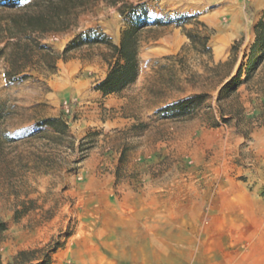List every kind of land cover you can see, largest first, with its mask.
<instances>
[{"label":"rangeland","instance_id":"1","mask_svg":"<svg viewBox=\"0 0 264 264\" xmlns=\"http://www.w3.org/2000/svg\"><path fill=\"white\" fill-rule=\"evenodd\" d=\"M86 3L68 9L64 29L35 35L42 46L60 55L83 41L54 61V71L36 54L33 64L25 67L31 78L7 82L10 40L0 41V49L5 48L0 54V102L8 109L3 127L19 138L11 146L16 178L6 182L0 175V216L9 226L0 243V264H7L18 250L43 248L49 241L60 245L50 264H114L113 253L108 252L110 259L104 257L105 261L103 252L86 247L111 240L119 226L126 236L134 230L137 249L145 259L148 224H152L156 257L150 263L162 264L161 223H172L170 234H178L186 247L180 264H195L197 250L187 252L188 247L195 248L191 242L195 226L226 219H243L237 223V233L252 235L256 245L252 260L241 263L239 258L231 264H264V49L252 56L257 65L250 78L243 67L236 90L217 100L222 85L251 55L264 0ZM140 3L148 12L147 24L170 23L140 32L141 84L126 88L122 93L126 103L113 110L104 106L103 99L90 97L97 80L108 72L110 54L105 43L93 41L107 38L118 45L122 32L138 20L130 10L124 8L123 15L118 10ZM21 4L19 10L0 12V26L10 17L46 10V0ZM185 15L195 17L186 29L203 32L195 23L199 21L212 31L210 55L198 53L176 25ZM163 37L172 42H164ZM222 62L229 64L214 69ZM50 78L63 90L59 106L51 100ZM197 94L208 97L192 116L177 118L160 112ZM48 117H63L73 140L39 125ZM118 118L120 124L110 125ZM39 130L43 133L36 134ZM47 156L48 163L39 159ZM29 200L32 203L27 205ZM21 203L29 211L14 222L13 209ZM242 245L239 251L252 249L248 242ZM136 264L147 262L139 259Z\"/></svg>","mask_w":264,"mask_h":264},{"label":"trees","instance_id":"2","mask_svg":"<svg viewBox=\"0 0 264 264\" xmlns=\"http://www.w3.org/2000/svg\"><path fill=\"white\" fill-rule=\"evenodd\" d=\"M27 0H0V12H6L11 10H19L23 6L21 3ZM87 0H46V10L38 14H24L19 16L10 17L7 24L0 26V41L9 38L7 45L11 47L10 52L7 55L8 70L4 74L5 80L11 81L15 78L26 80L31 78L32 75L29 71H25V67L32 65L33 57L37 54L43 61L47 62L51 70H55L54 61L63 58L64 54L68 53L71 49L80 46L83 41L74 43L65 48L60 54L55 53L50 47L41 45L35 35H42L48 32H59L64 29L66 19L70 15L69 8H76L77 6H84ZM117 0H112L113 4H116ZM124 8L130 10V13L136 15L137 24L131 25V27L124 30L121 34L118 45H113L107 38H102L94 43H105L109 48V57L106 60L108 63V72L105 77L100 80L94 87V90H99L103 96L120 93L123 89L133 84L139 73L138 53L141 47V41L139 39L140 32L143 29L162 26L170 23L154 21L147 24L145 17L148 12L142 3L137 5H124L118 11L121 15L124 14ZM141 9L140 12L137 10ZM195 19L194 16H180L176 20V25L182 27L184 36L188 39L189 43L193 45L196 51L202 55H210V48L208 46L209 36L212 33L208 29L207 25L199 21H195L196 25L202 28L203 32L198 30L186 29L185 24L190 20ZM87 38V36H85ZM255 43L252 46L250 52L251 55L247 58L248 61L245 65L240 66L239 70L228 81H226L218 92V102L223 99V96L229 92H234L237 85L240 83V76L242 68L244 67L245 77L250 78V74L256 67L255 59L252 57L254 52L259 49H264V13L258 20L255 27ZM11 42V43H9ZM5 48L0 49V54L3 53ZM183 48L181 49V51ZM229 64V62L218 63L214 66V69L222 68V66ZM208 96L205 94H197L188 96L183 100H179L169 106L160 110L165 116L173 117H187L192 116L194 110L202 106ZM8 109L6 105L0 102V175L4 174L6 182L14 180L15 172L11 167L13 160L12 157V145L16 143L19 138L11 135L7 132L3 124L6 120ZM40 126L50 127L55 134L61 138L73 140V137L68 134V125L66 120L62 117H48L41 121ZM213 125L217 126V122H213ZM43 133V130H39L36 134ZM88 134L87 137H92ZM80 145L77 148L79 153L82 152ZM43 163H48L50 156L43 158L40 157ZM4 167V170H3ZM32 203V200L27 202V205ZM20 208L15 207L11 216V220L16 222L26 215L29 211L26 207V203H21ZM25 206V207H24ZM8 223L0 216V243L3 241L5 233L8 231ZM60 245L49 241L43 248H32L30 250H19L11 258L7 264H50L51 254L55 252Z\"/></svg>","mask_w":264,"mask_h":264},{"label":"crops","instance_id":"3","mask_svg":"<svg viewBox=\"0 0 264 264\" xmlns=\"http://www.w3.org/2000/svg\"><path fill=\"white\" fill-rule=\"evenodd\" d=\"M160 39L164 40V42H172L171 38L166 39L165 37H163ZM103 78L104 76H101L97 80V82L102 80ZM47 82L48 86L51 88V100H53L55 105H61L63 95L62 87L55 78H50ZM136 82L137 85L141 84L139 76H137L136 81L128 87H133L134 85H136ZM126 88L123 89L120 93L107 96H103L99 90L96 91L93 89L90 97L95 99H103L104 106L116 110L120 109V107L126 103V98H124L122 95ZM98 121V119H95L92 121V124L96 125ZM117 124H120L119 118L110 122V125L112 126ZM243 221V219L208 220L206 221L205 226L203 224L195 226L194 232H192V234H194L191 237L192 241L190 240L195 244V248H192L193 246L187 248V252H191L193 249L197 250L194 254L195 264H231L234 261H238L239 258H241V263L252 260L256 256V245L255 242L252 241L253 236L251 235L247 238V236H242V234L237 233L238 228H240L237 223H242ZM178 223L180 222H175L174 225L177 227L179 225ZM161 224L159 240L162 243V247L160 250V258L163 261L162 264H180V260L185 258L182 257V254H186V247L181 246L180 237L178 234H174V237L170 234L169 228L172 227V223ZM151 225L152 224H148L147 229L145 227L146 233L143 238L145 245V259L141 257L143 253L141 249H137L138 240H136L135 238L134 230H128V235L126 236L124 233V228L120 226L119 228H117V230H115V232L117 233H113V238L111 240H101L98 241L96 246L90 247V245H88L86 248H94V250L96 248L98 252H103V259H105L104 257L108 258V252L113 253L111 258L113 259L114 264H136L139 259L145 260L147 264H151L150 262L156 259V257L153 256L154 241L152 240L151 236ZM164 227L165 229H163ZM178 227L180 228L181 226ZM171 237H173L172 240L170 239ZM244 242H248V245L250 243L252 249L245 247L244 250L239 251V249L243 247L242 244H244ZM110 248L112 249L110 250Z\"/></svg>","mask_w":264,"mask_h":264}]
</instances>
